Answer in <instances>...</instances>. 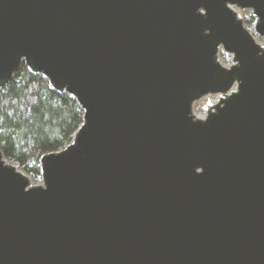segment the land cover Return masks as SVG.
Masks as SVG:
<instances>
[{
    "label": "water",
    "instance_id": "water-1",
    "mask_svg": "<svg viewBox=\"0 0 264 264\" xmlns=\"http://www.w3.org/2000/svg\"><path fill=\"white\" fill-rule=\"evenodd\" d=\"M233 8L264 37V0H0V90L24 64L84 112L43 185L0 151V264H264V47Z\"/></svg>",
    "mask_w": 264,
    "mask_h": 264
},
{
    "label": "trees",
    "instance_id": "trees-1",
    "mask_svg": "<svg viewBox=\"0 0 264 264\" xmlns=\"http://www.w3.org/2000/svg\"><path fill=\"white\" fill-rule=\"evenodd\" d=\"M83 117L72 95L23 64L0 90V151L26 174L42 177V157L71 144Z\"/></svg>",
    "mask_w": 264,
    "mask_h": 264
},
{
    "label": "rangeland",
    "instance_id": "rangeland-1",
    "mask_svg": "<svg viewBox=\"0 0 264 264\" xmlns=\"http://www.w3.org/2000/svg\"><path fill=\"white\" fill-rule=\"evenodd\" d=\"M236 13L240 16V18L244 22V26L250 31L251 35L254 37L255 41L262 47H264V37L260 36L256 30H255V25L257 23V18L253 15L252 10H241L239 8H233ZM219 62L225 67V68H230L231 66L234 65L233 57L227 53H225L223 50H220V54L218 56ZM210 104L215 105L219 101V96L218 95H211L203 98L202 100L198 101L194 105L193 112L194 114L199 117L204 119L206 116V110L204 107ZM18 166V165H17ZM19 170L24 172L19 166ZM25 173V172H24ZM26 174V173H25ZM27 177L30 180V183L34 186L36 185H43V180L42 177H36L34 175H28L26 174Z\"/></svg>",
    "mask_w": 264,
    "mask_h": 264
},
{
    "label": "built area",
    "instance_id": "built-area-1",
    "mask_svg": "<svg viewBox=\"0 0 264 264\" xmlns=\"http://www.w3.org/2000/svg\"><path fill=\"white\" fill-rule=\"evenodd\" d=\"M211 96V95H210Z\"/></svg>",
    "mask_w": 264,
    "mask_h": 264
}]
</instances>
